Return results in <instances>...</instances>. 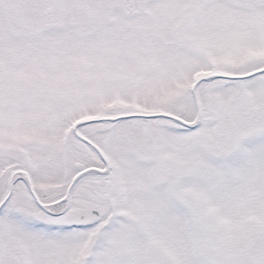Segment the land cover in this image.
<instances>
[{
	"label": "snow or ice",
	"instance_id": "snow-or-ice-1",
	"mask_svg": "<svg viewBox=\"0 0 264 264\" xmlns=\"http://www.w3.org/2000/svg\"><path fill=\"white\" fill-rule=\"evenodd\" d=\"M0 264H264V0H0Z\"/></svg>",
	"mask_w": 264,
	"mask_h": 264
}]
</instances>
